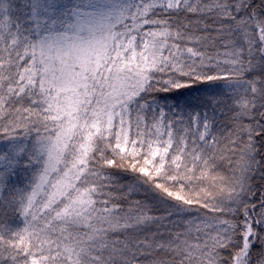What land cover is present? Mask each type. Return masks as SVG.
Returning <instances> with one entry per match:
<instances>
[{
    "label": "snow or ice",
    "instance_id": "6c2138e0",
    "mask_svg": "<svg viewBox=\"0 0 264 264\" xmlns=\"http://www.w3.org/2000/svg\"><path fill=\"white\" fill-rule=\"evenodd\" d=\"M257 178L264 0H0V264H264Z\"/></svg>",
    "mask_w": 264,
    "mask_h": 264
},
{
    "label": "trees",
    "instance_id": "16d2710c",
    "mask_svg": "<svg viewBox=\"0 0 264 264\" xmlns=\"http://www.w3.org/2000/svg\"><path fill=\"white\" fill-rule=\"evenodd\" d=\"M210 86L207 85V84H196L193 86V88L191 89H182L181 92H192L193 94H197V92H203L204 89H209ZM176 94V93H174ZM178 95V94H176ZM255 185L259 188L261 187V185H264V181H261L259 178H257L255 181H254Z\"/></svg>",
    "mask_w": 264,
    "mask_h": 264
}]
</instances>
